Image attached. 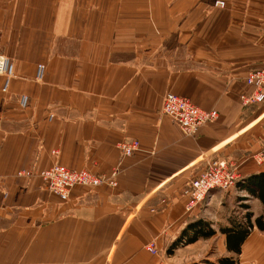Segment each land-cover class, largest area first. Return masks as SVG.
Returning <instances> with one entry per match:
<instances>
[{
  "label": "crops",
  "instance_id": "obj_1",
  "mask_svg": "<svg viewBox=\"0 0 264 264\" xmlns=\"http://www.w3.org/2000/svg\"><path fill=\"white\" fill-rule=\"evenodd\" d=\"M0 54L15 72L7 93L0 75V264L234 256L219 230L238 199L252 197L237 187L212 191L190 216L184 189L213 158L231 162L240 177L264 172L255 161L264 151V104L240 101L252 92L244 78L264 68V0H0ZM169 92L219 118L186 136L163 114ZM22 95L30 98L24 109ZM126 140L140 142L132 156L118 150ZM55 164L96 175L117 170V186H75L63 202L39 176L17 175ZM235 194L230 210L225 198ZM246 203L253 213L259 207L254 218L262 215L257 199ZM214 204V237L167 259L146 250L151 241L169 247L189 218L207 219ZM239 261L264 264V233L254 230Z\"/></svg>",
  "mask_w": 264,
  "mask_h": 264
},
{
  "label": "built area",
  "instance_id": "obj_2",
  "mask_svg": "<svg viewBox=\"0 0 264 264\" xmlns=\"http://www.w3.org/2000/svg\"><path fill=\"white\" fill-rule=\"evenodd\" d=\"M216 6L225 7V3L217 1ZM0 75L4 77L3 92L9 91L12 79L15 76L13 62L5 55L0 54ZM45 67L39 66L36 80L41 82L44 79ZM244 83L252 88V92L241 96L243 107L259 106L264 104V68L251 71L244 78ZM30 104V98L27 95L20 97V105L27 108ZM163 114L176 122L186 136H195L199 129L207 123L215 122L219 118L217 110H203L196 106L189 98L178 96L173 93H167L164 97ZM140 149L138 140H126L118 144L119 152L124 156H132ZM58 153V152H56ZM258 164L264 163V151L255 156ZM119 172L112 171L108 175H96L93 172L83 170H71L60 164H55L46 170H21L18 177L39 176L46 184L48 190L67 202L70 198L72 188L83 186L96 189L104 185L110 187L117 186V177ZM240 176L235 165L225 159H210L205 170L196 178L190 180L184 189L188 202L186 211L192 216L196 209L203 204L212 191L228 192L236 187ZM192 218V217H191ZM194 218V217H193ZM146 250L154 256L159 251L155 242H150Z\"/></svg>",
  "mask_w": 264,
  "mask_h": 264
},
{
  "label": "trees",
  "instance_id": "obj_3",
  "mask_svg": "<svg viewBox=\"0 0 264 264\" xmlns=\"http://www.w3.org/2000/svg\"><path fill=\"white\" fill-rule=\"evenodd\" d=\"M236 187L238 191L245 192L252 198H239V210L234 211L228 218V225L221 227L219 232L225 237L227 251L234 256L220 258L217 262L204 261L194 264H240L239 257L242 247L254 230L264 233V172L252 173L240 177ZM257 199L263 207L262 215L254 218L251 206L246 203ZM190 220L182 229L175 241L167 249L168 255H173L176 250L195 244L199 240L214 237L217 231L212 224L202 218H189Z\"/></svg>",
  "mask_w": 264,
  "mask_h": 264
},
{
  "label": "rangeland",
  "instance_id": "obj_4",
  "mask_svg": "<svg viewBox=\"0 0 264 264\" xmlns=\"http://www.w3.org/2000/svg\"><path fill=\"white\" fill-rule=\"evenodd\" d=\"M215 5H216V2H215ZM178 53V56H181L183 53H182V49L180 48L179 49V51L177 52ZM9 92V91H8ZM7 93V92H6ZM21 97V96H20ZM30 105V104H29ZM21 106V105H20ZM22 108V107H21ZM24 109V108H23ZM236 188V187H235ZM236 194L235 195H232L231 196V198H225V200H226V204H227V206H229V209L231 210V208H233V206H235L234 205V201L236 200ZM225 200H222L221 202H225ZM220 206H218V205H216V204H214V206L211 208V210H210V212L208 213V215H207V219H205V221H207V222H209V223H213V222H215L216 220H217V217H216V212H217V208H219ZM238 206L236 205V208H237ZM252 207H253V211H254V213L256 214V215H258V214H260V209H259V207L258 206H256V205H252ZM154 209V208H153ZM156 209V208H155ZM208 209V208H207ZM157 210V209H156ZM222 210V209H221ZM155 211V210H154ZM237 211V210H236ZM220 212H222V211H220ZM219 224H222V222H220ZM200 241V240H199ZM151 242H155L156 243V241H151ZM218 243V239L215 241V244H217ZM156 245H157V243H156ZM158 248V247H157ZM167 249H168V246L167 245H164L163 246V249H162V251H160L159 250V248H158V250H159V253H158V256H161L162 257V259H167L168 257H170V255H168L167 254ZM162 253V254H161ZM204 261H207V260H204ZM203 261V262H204ZM199 263H201V262H199Z\"/></svg>",
  "mask_w": 264,
  "mask_h": 264
},
{
  "label": "bare ground",
  "instance_id": "obj_5",
  "mask_svg": "<svg viewBox=\"0 0 264 264\" xmlns=\"http://www.w3.org/2000/svg\"><path fill=\"white\" fill-rule=\"evenodd\" d=\"M159 251V250H158ZM154 256V255H153Z\"/></svg>",
  "mask_w": 264,
  "mask_h": 264
}]
</instances>
